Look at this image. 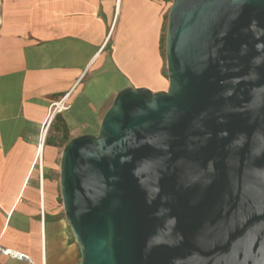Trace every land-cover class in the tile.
Returning a JSON list of instances; mask_svg holds the SVG:
<instances>
[{"label":"water","instance_id":"water-1","mask_svg":"<svg viewBox=\"0 0 264 264\" xmlns=\"http://www.w3.org/2000/svg\"><path fill=\"white\" fill-rule=\"evenodd\" d=\"M166 60L64 147L80 264H264V0H173Z\"/></svg>","mask_w":264,"mask_h":264},{"label":"crops","instance_id":"crops-1","mask_svg":"<svg viewBox=\"0 0 264 264\" xmlns=\"http://www.w3.org/2000/svg\"><path fill=\"white\" fill-rule=\"evenodd\" d=\"M166 1L0 0V247L24 256L0 264H80L55 177L59 127L70 140L97 135L122 90L168 89Z\"/></svg>","mask_w":264,"mask_h":264},{"label":"rangeland","instance_id":"rangeland-1","mask_svg":"<svg viewBox=\"0 0 264 264\" xmlns=\"http://www.w3.org/2000/svg\"><path fill=\"white\" fill-rule=\"evenodd\" d=\"M166 2H167V4H166V12H165V15H164V23H163L162 37H161V50H162V56H163V59H164V74L168 78L167 60H166V33H167V23H168L169 10H170V7L172 5L173 0H167ZM112 104L113 103L111 102L110 103V107H111ZM67 106H69L68 100H67ZM50 108H51V106H50ZM49 111H50V109H49ZM48 116H49V114H48ZM65 146H66V144L61 148V154H60V157L58 158V164H57L56 170H55V177L59 181H60V162H61V156H62V152H63ZM60 203L63 206L61 192H60ZM80 263H81V255H80Z\"/></svg>","mask_w":264,"mask_h":264},{"label":"built area","instance_id":"built-area-1","mask_svg":"<svg viewBox=\"0 0 264 264\" xmlns=\"http://www.w3.org/2000/svg\"><path fill=\"white\" fill-rule=\"evenodd\" d=\"M67 96L63 97L61 100L54 102L51 105L50 111H49V116H48V120L46 123V128H45V134H44V138L43 140H45L46 135L48 133V130L51 126V123L53 121V119L60 113H62L63 111H66L67 109H69V106H67ZM42 179V177H41ZM0 253L6 255V256H10V257H14V258H18V259H23L24 256L23 255H19L15 252H12L10 250H5L2 247H0Z\"/></svg>","mask_w":264,"mask_h":264},{"label":"trees","instance_id":"trees-1","mask_svg":"<svg viewBox=\"0 0 264 264\" xmlns=\"http://www.w3.org/2000/svg\"><path fill=\"white\" fill-rule=\"evenodd\" d=\"M59 120V114L55 117V121ZM62 121V120H61ZM59 131L62 132V138H61V147H63L65 144H67L70 139H69V135H68V128L67 125L65 124V122H61V126L59 127Z\"/></svg>","mask_w":264,"mask_h":264}]
</instances>
